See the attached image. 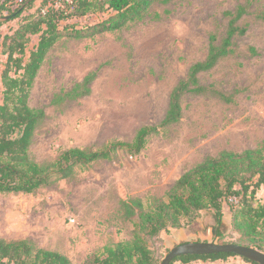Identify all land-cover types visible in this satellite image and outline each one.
<instances>
[{"label":"rangeland","instance_id":"rangeland-1","mask_svg":"<svg viewBox=\"0 0 264 264\" xmlns=\"http://www.w3.org/2000/svg\"><path fill=\"white\" fill-rule=\"evenodd\" d=\"M240 8L245 14L235 25L246 33L233 38L228 56L199 74L203 92L182 96L180 121L161 126L173 89L193 64L206 60L212 36L215 45L223 42L233 19L227 13ZM107 16L70 23L83 26ZM19 22L2 26L0 47ZM31 40L29 50L38 36ZM28 103L45 113L29 148L39 164L72 148L95 152L131 142L141 128H157L138 155L120 150L32 194H0V239L29 240L83 264L133 236L138 218L127 215L123 202L166 201L178 179L205 159L264 145V0H155L119 30L62 38L42 64ZM256 199L263 201L264 186ZM238 202L227 198L228 227L220 225L198 242L240 243L233 226ZM150 246L160 264L175 247L163 239Z\"/></svg>","mask_w":264,"mask_h":264},{"label":"trees","instance_id":"trees-1","mask_svg":"<svg viewBox=\"0 0 264 264\" xmlns=\"http://www.w3.org/2000/svg\"><path fill=\"white\" fill-rule=\"evenodd\" d=\"M154 1L24 0L15 8L12 0H0V29L10 21L20 20L17 28L3 37L1 45V54L7 59L0 75V194H32L70 177L77 167L110 160L111 155L120 150L138 155L146 147L148 137L157 131L156 127L141 128L131 142H113L95 152L72 148L51 163L39 164L29 156V148L45 113L42 109L31 108L28 100L42 64L60 39H81L119 30L128 22L140 18ZM36 3H40L37 8ZM33 9H36L33 13L23 16ZM101 14L108 16L83 26L77 22L70 23ZM227 14L233 19L226 38L221 44L215 45L216 38L211 37L206 60L193 64L186 79L173 89L161 126L167 127L180 121L182 96L203 92L199 74L211 70L220 59L228 56L232 51L233 38L246 33V28L235 25L245 14L244 9ZM33 36H38V42L29 50ZM237 185L240 189H237ZM262 186L264 145L242 153L223 152L216 158H207L178 179L166 201L153 200L146 204L141 200L123 202L127 215L138 218V222H134L132 238L105 246L102 256H91L83 264H160L150 246L151 240H162L161 233L170 228L180 229L185 224L192 225L203 211L215 212L218 228L223 220L224 201L229 197L239 199L234 208L233 222L234 228L240 233V243L237 244L264 252V199H256V191ZM229 257L236 256H183L172 264L177 261L226 260ZM0 264L73 263L67 256L37 248L29 240L8 242L0 239Z\"/></svg>","mask_w":264,"mask_h":264},{"label":"crops","instance_id":"crops-1","mask_svg":"<svg viewBox=\"0 0 264 264\" xmlns=\"http://www.w3.org/2000/svg\"><path fill=\"white\" fill-rule=\"evenodd\" d=\"M7 33L9 34L10 30H7ZM0 57H3V55L1 54V47H0ZM1 62L5 63L6 60L2 58ZM222 212H223V220L221 226L225 225V227L227 228L228 222L230 221L232 215L229 207H226L225 204L223 205ZM216 230H217V226H216L215 212L213 210L203 211L201 212V216L192 225H187L186 227L180 229L170 228L168 231H163L161 233V238L163 239L166 247L177 246L184 243L198 242L205 239L207 240V234H212ZM131 237L127 236L125 240L128 241L131 239ZM174 264H251V263H248L239 257H229L226 260H217V261L196 260L189 263H182L180 261H177Z\"/></svg>","mask_w":264,"mask_h":264},{"label":"water","instance_id":"water-1","mask_svg":"<svg viewBox=\"0 0 264 264\" xmlns=\"http://www.w3.org/2000/svg\"><path fill=\"white\" fill-rule=\"evenodd\" d=\"M214 254H228L241 257L250 262L264 264V252L239 244H217L210 242L184 243L173 247L162 260L161 264H172L183 256H210Z\"/></svg>","mask_w":264,"mask_h":264},{"label":"built area","instance_id":"built-area-1","mask_svg":"<svg viewBox=\"0 0 264 264\" xmlns=\"http://www.w3.org/2000/svg\"><path fill=\"white\" fill-rule=\"evenodd\" d=\"M14 3V7L17 8L24 0H12Z\"/></svg>","mask_w":264,"mask_h":264}]
</instances>
